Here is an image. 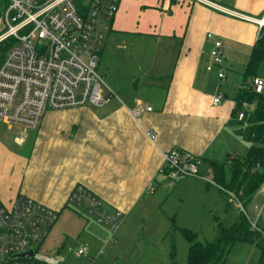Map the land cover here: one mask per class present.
I'll list each match as a JSON object with an SVG mask.
<instances>
[{"label":"crops","instance_id":"obj_1","mask_svg":"<svg viewBox=\"0 0 264 264\" xmlns=\"http://www.w3.org/2000/svg\"><path fill=\"white\" fill-rule=\"evenodd\" d=\"M218 3L264 19V0ZM258 32L254 21L191 0H119L100 56V62L106 61L100 74L108 75L113 97L101 107L46 111L29 155L0 156V201L31 197L55 210L57 222L63 210L75 212L69 197L82 187L100 202L101 211L125 216L148 193V183L155 187L158 182L163 152L175 148L218 162L244 156L248 144L238 135L232 115L244 70L234 83L228 52L240 43L249 55ZM208 33L223 44V80L218 68L206 70L213 44ZM127 63L130 69H125ZM117 64L129 74L127 79L135 78L130 79L132 89L122 83V73L115 72ZM219 91L225 98L213 105L212 96ZM138 105L151 110L133 116L131 110ZM14 140L23 142L22 137ZM167 251L162 246L153 249L160 257Z\"/></svg>","mask_w":264,"mask_h":264},{"label":"built area","instance_id":"obj_2","mask_svg":"<svg viewBox=\"0 0 264 264\" xmlns=\"http://www.w3.org/2000/svg\"><path fill=\"white\" fill-rule=\"evenodd\" d=\"M191 1L254 21L259 30L264 27L263 18H249L221 6L218 0ZM118 3L119 0H7L0 17V43H10L0 55V120L23 129H37L48 110L107 104L113 92L98 67ZM207 36L213 38L211 33ZM222 60L223 44L215 37L206 70L218 68L221 80L225 78ZM251 86L260 92L264 79L254 77ZM224 98V92L219 91L211 102L217 105ZM149 110V106L138 105L131 113L139 116ZM243 114L237 112L236 119L241 120ZM147 135L155 137L151 131ZM158 172L172 179L205 178L211 174L200 157L175 148L162 153ZM205 180L214 184L213 179ZM152 189L150 181L144 191ZM259 190L264 197V183ZM227 194L229 202L247 215L241 201L232 192ZM69 198L77 203L85 199L89 211L99 221H109L112 229L117 226L115 217H122L119 211L115 216L101 212L100 202L82 187L75 188ZM57 217L55 210L25 195H17L8 204L0 201V264H48L35 258V254ZM259 218H264V202L257 209L255 220H249L255 226ZM29 250L33 252L31 257H17ZM76 253L87 255L86 247H77ZM259 264H264V253Z\"/></svg>","mask_w":264,"mask_h":264},{"label":"rangeland","instance_id":"obj_3","mask_svg":"<svg viewBox=\"0 0 264 264\" xmlns=\"http://www.w3.org/2000/svg\"><path fill=\"white\" fill-rule=\"evenodd\" d=\"M2 2L0 0V17ZM228 54V61H231L234 70L229 77L234 83H239L248 52L245 45L239 43L236 51ZM146 62L149 63V60ZM105 63L104 58L100 62L99 73L103 74ZM120 65H114V70L122 73V83L132 89L130 79L135 78L127 79L129 74ZM130 68L127 63L125 69ZM257 75L264 79V62L259 64ZM104 81L108 85V75L104 74ZM35 131L15 124L9 126L0 120V156L9 159L8 153L14 152L21 157L29 155ZM15 136L22 137L23 142H16ZM205 178L212 181L210 173ZM205 178L184 176L172 179L160 174L158 182L153 183L155 187L152 191L145 193L128 214L115 217L117 226L114 229L109 221H99L97 215L89 211L85 199L79 203L70 202L75 212L65 209L59 214L58 221L37 250L35 258L48 264H172L170 249L173 243L175 264H186L188 243L181 229L194 232L198 241H212L217 233L216 224L221 222L226 226L236 220L239 213L237 208L226 206V201L217 193L216 185L209 184ZM263 199L260 190H257L245 206L249 219L255 220L254 206L260 208ZM101 212L115 216L116 211ZM172 223L174 230H171ZM79 245L86 247L87 255H77ZM161 246L169 250L165 257L153 253V249ZM258 256L259 252L253 244L236 242L222 264H255Z\"/></svg>","mask_w":264,"mask_h":264},{"label":"trees","instance_id":"obj_4","mask_svg":"<svg viewBox=\"0 0 264 264\" xmlns=\"http://www.w3.org/2000/svg\"><path fill=\"white\" fill-rule=\"evenodd\" d=\"M6 5L7 0H3L1 9ZM9 47L10 43L6 41L0 43V55L3 56ZM261 62H264V27L259 30L250 49L232 112L234 117L237 112H244L243 118L236 119V122L238 135L248 144L247 152L241 157L228 156L222 162L202 160L203 165L210 168L214 185L225 199L226 206H232L227 194L232 192L245 208L264 183V87L260 92H255L251 86L252 79L259 77L257 70ZM174 228L172 224L171 230ZM216 230L212 241L201 242L191 230L181 229L188 243L186 264H222L236 242L253 244L259 252L255 264L260 263L264 253V221L261 218L253 226L247 215L239 211L232 224L225 226L218 222ZM170 257L172 264H175L173 243Z\"/></svg>","mask_w":264,"mask_h":264},{"label":"water","instance_id":"obj_5","mask_svg":"<svg viewBox=\"0 0 264 264\" xmlns=\"http://www.w3.org/2000/svg\"><path fill=\"white\" fill-rule=\"evenodd\" d=\"M33 255V252L31 250L23 253L17 254V257L24 258V257H31Z\"/></svg>","mask_w":264,"mask_h":264}]
</instances>
